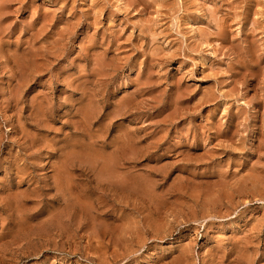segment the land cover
Segmentation results:
<instances>
[{
	"label": "rangeland",
	"instance_id": "rangeland-1",
	"mask_svg": "<svg viewBox=\"0 0 264 264\" xmlns=\"http://www.w3.org/2000/svg\"><path fill=\"white\" fill-rule=\"evenodd\" d=\"M0 264H264V0H0Z\"/></svg>",
	"mask_w": 264,
	"mask_h": 264
}]
</instances>
